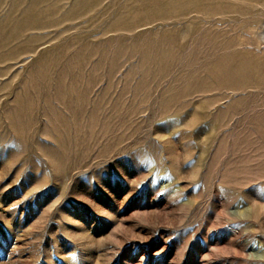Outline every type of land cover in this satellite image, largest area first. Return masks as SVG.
<instances>
[{
    "label": "rangeland",
    "instance_id": "374dc122",
    "mask_svg": "<svg viewBox=\"0 0 264 264\" xmlns=\"http://www.w3.org/2000/svg\"><path fill=\"white\" fill-rule=\"evenodd\" d=\"M0 264H264V0H0Z\"/></svg>",
    "mask_w": 264,
    "mask_h": 264
}]
</instances>
